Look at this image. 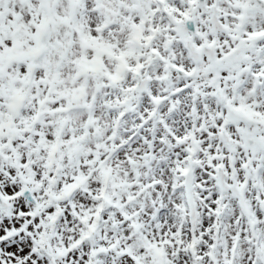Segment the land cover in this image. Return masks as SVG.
Listing matches in <instances>:
<instances>
[{"label": "snow or ice", "instance_id": "1", "mask_svg": "<svg viewBox=\"0 0 264 264\" xmlns=\"http://www.w3.org/2000/svg\"><path fill=\"white\" fill-rule=\"evenodd\" d=\"M0 264H264V0H0Z\"/></svg>", "mask_w": 264, "mask_h": 264}]
</instances>
